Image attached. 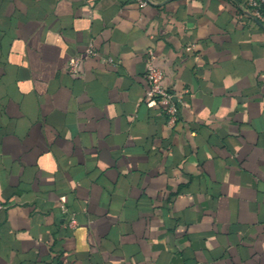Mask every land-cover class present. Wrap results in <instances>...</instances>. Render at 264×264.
Listing matches in <instances>:
<instances>
[{"label":"crops","instance_id":"crops-1","mask_svg":"<svg viewBox=\"0 0 264 264\" xmlns=\"http://www.w3.org/2000/svg\"><path fill=\"white\" fill-rule=\"evenodd\" d=\"M147 1L0 0V264H264V27Z\"/></svg>","mask_w":264,"mask_h":264},{"label":"built area","instance_id":"built-area-1","mask_svg":"<svg viewBox=\"0 0 264 264\" xmlns=\"http://www.w3.org/2000/svg\"><path fill=\"white\" fill-rule=\"evenodd\" d=\"M141 5H147V0H139ZM243 12L251 19L258 21L264 27V0H242ZM195 44L188 45L187 51H193ZM87 56H98L99 53L93 45L87 48ZM147 70L146 78L149 85L147 91V103L149 105H159L166 117L169 124H175L179 119L180 103H182V96L170 92L163 84L165 74L163 69L157 64L155 54L152 50L147 55ZM83 62V58L76 56L70 59L68 63L69 71L72 74L80 75V69ZM175 98H178L175 101ZM5 205L0 201V208ZM76 221L72 219L69 222L70 227H75Z\"/></svg>","mask_w":264,"mask_h":264},{"label":"clouds","instance_id":"clouds-1","mask_svg":"<svg viewBox=\"0 0 264 264\" xmlns=\"http://www.w3.org/2000/svg\"><path fill=\"white\" fill-rule=\"evenodd\" d=\"M41 163H43V161H41Z\"/></svg>","mask_w":264,"mask_h":264}]
</instances>
